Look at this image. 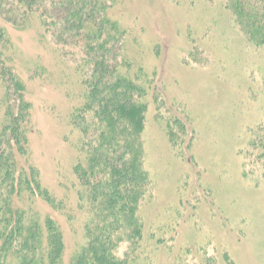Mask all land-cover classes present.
I'll return each mask as SVG.
<instances>
[{
    "label": "rangeland",
    "instance_id": "obj_1",
    "mask_svg": "<svg viewBox=\"0 0 264 264\" xmlns=\"http://www.w3.org/2000/svg\"><path fill=\"white\" fill-rule=\"evenodd\" d=\"M110 16L124 33L125 63L153 76L156 89L145 98L151 184L131 264H264V148L249 146L264 121V49L248 44L217 0H116ZM5 26L31 103V161L43 186L67 197L64 211L38 207L61 223L68 264L86 215L73 175L79 152L65 139L69 114L83 103L81 77L37 24ZM173 116L186 127L172 125L175 148L166 128Z\"/></svg>",
    "mask_w": 264,
    "mask_h": 264
},
{
    "label": "trees",
    "instance_id": "obj_2",
    "mask_svg": "<svg viewBox=\"0 0 264 264\" xmlns=\"http://www.w3.org/2000/svg\"><path fill=\"white\" fill-rule=\"evenodd\" d=\"M115 1L0 0V264H63L66 249L61 223L38 207L42 201L64 211L67 197L58 200L44 187L31 161V103L5 24L19 29L37 24L42 38L81 77L83 103L69 114L65 139L79 152L73 175L77 205L86 215L83 240L68 264H131L135 249H142L145 226L138 210L151 180L141 137L145 98L156 89L153 76L146 77L142 68L131 72L123 59L124 33L110 16ZM217 1L248 44L264 49V0ZM172 125L183 134L186 127L176 116L167 121L175 148ZM251 132L249 146L264 148L259 136L264 121ZM123 243L128 248L120 256Z\"/></svg>",
    "mask_w": 264,
    "mask_h": 264
}]
</instances>
